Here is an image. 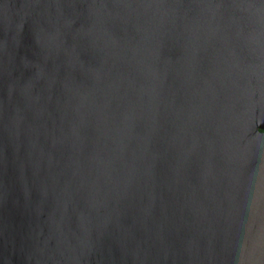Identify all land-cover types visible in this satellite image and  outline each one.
Here are the masks:
<instances>
[{
  "label": "water",
  "instance_id": "1",
  "mask_svg": "<svg viewBox=\"0 0 264 264\" xmlns=\"http://www.w3.org/2000/svg\"><path fill=\"white\" fill-rule=\"evenodd\" d=\"M0 264H264V0H0Z\"/></svg>",
  "mask_w": 264,
  "mask_h": 264
}]
</instances>
